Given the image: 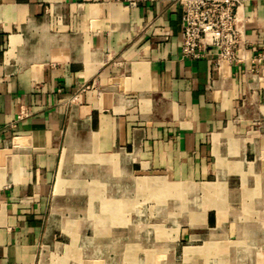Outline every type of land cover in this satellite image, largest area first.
I'll return each mask as SVG.
<instances>
[{
    "label": "crops",
    "instance_id": "1",
    "mask_svg": "<svg viewBox=\"0 0 264 264\" xmlns=\"http://www.w3.org/2000/svg\"><path fill=\"white\" fill-rule=\"evenodd\" d=\"M238 60L183 6L0 0V264H264V0Z\"/></svg>",
    "mask_w": 264,
    "mask_h": 264
},
{
    "label": "built area",
    "instance_id": "2",
    "mask_svg": "<svg viewBox=\"0 0 264 264\" xmlns=\"http://www.w3.org/2000/svg\"><path fill=\"white\" fill-rule=\"evenodd\" d=\"M128 6L156 0H110ZM183 6L182 55L215 56L216 63L238 60L242 33L238 17L240 0H179Z\"/></svg>",
    "mask_w": 264,
    "mask_h": 264
}]
</instances>
